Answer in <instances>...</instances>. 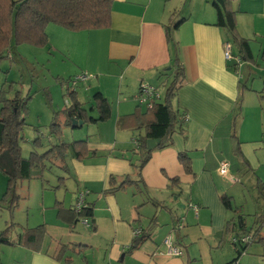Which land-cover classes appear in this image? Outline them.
<instances>
[{"label":"crops","instance_id":"0c3cea01","mask_svg":"<svg viewBox=\"0 0 264 264\" xmlns=\"http://www.w3.org/2000/svg\"><path fill=\"white\" fill-rule=\"evenodd\" d=\"M170 1L113 0L107 28L71 32L54 24L46 27L48 54L66 52L78 70L95 75L79 86L110 96L113 120L101 127L107 129L106 137L97 126V138L86 139L95 155L70 160L66 177L73 180V201L54 199L50 207L55 219L51 224L43 221L47 232L42 248L6 245L0 264H226L236 256L226 232L233 212L223 206L220 196L229 195L250 226L264 217V204L249 209L236 196L247 184L246 177L263 190L259 194L264 193V0H227L235 13L237 34L249 42L250 57L241 60L238 55L242 53L227 29L214 24L211 0H199L204 5L180 17L184 20L172 37L186 80L173 97L172 107L179 116L186 115V119L179 117L182 130L172 134L168 145L153 147L139 171L137 160L128 152L132 130L152 120V113L135 98L139 84L157 86L172 75L175 54L165 29L180 18L176 19L177 8ZM226 42L234 56L231 60L224 58ZM132 113L140 116L138 120L129 116ZM144 132L140 129L139 135ZM136 138L132 151L139 155ZM237 141L239 154L235 153ZM178 152L190 157L191 173L179 162ZM223 159L230 163L225 175L218 171ZM110 176L117 182L125 176L139 182L130 183L131 195L120 190L103 193ZM173 177L179 179L177 186L169 185ZM83 189L88 190L85 201L93 207V218L89 224L79 220L71 228L66 217L57 215V202L71 208ZM189 203L197 206V213ZM153 214L156 225L149 238L130 250L132 229L147 228ZM179 217L182 228L176 234L182 255L172 256L164 253L163 240L168 234L176 238L172 229ZM61 245L87 247L81 253L67 249L57 259ZM5 252L6 258L2 257ZM239 262L264 264V243H253Z\"/></svg>","mask_w":264,"mask_h":264},{"label":"trees","instance_id":"16d2710c","mask_svg":"<svg viewBox=\"0 0 264 264\" xmlns=\"http://www.w3.org/2000/svg\"><path fill=\"white\" fill-rule=\"evenodd\" d=\"M113 0H0V62L6 58L14 60L17 46L23 43L31 44L35 47H45L48 44V35L46 27L54 24L71 32L102 29L110 26L111 11ZM211 5L216 13L214 24L227 29L231 40L242 53L241 57H250L249 42L240 37L236 32L234 11L230 10L227 0H224L225 9H223L216 0H211ZM184 20L180 18L172 25L166 26V41L170 44L174 52V62L172 78L165 88L164 97L161 100L147 108L152 113V120L136 126L134 129L144 128L145 132L136 138L135 149L139 153L140 161L137 170H141L148 161L152 149H148L146 140L148 138L158 139L157 147L168 145L172 140V134L177 130H182V116L178 110L173 109L172 99L177 90L186 80L185 71L178 57V46L173 40L172 31ZM72 77V76H71ZM63 80L66 88L65 92L69 96L68 104L60 110L53 111L52 120L48 126L50 136L55 138L56 142L47 149L40 150L44 144L39 135L32 141V150L29 155L24 157L21 152V141L23 140V129L28 125L26 117L28 114V102L31 99L30 93L22 95L20 91L14 93L9 98L8 92L11 84L3 83L0 87V171L7 177V186L4 195L11 194L8 207L12 209L16 206L18 196L15 194V183L17 179H31L43 177L44 170L48 167L47 162L52 165L53 161H59V168L66 173H70V160H82L88 155H95V150L88 148L86 139L73 140L70 142L61 139L62 126L70 128H79L85 123H97L110 117L111 106L108 99L100 92L96 91L91 96L90 110L97 112L96 116L90 115L88 109L79 101L76 90L67 86L68 80ZM85 84V83H82ZM79 86V85H78ZM63 116V123L60 117ZM135 120L140 116L136 113L131 115ZM82 120L80 126L77 122L73 124L72 120ZM38 132V128L33 126ZM235 153L239 154V142L237 141ZM178 160L186 172L192 171L191 159L185 152H178ZM228 161V160H227ZM229 162V161H228ZM230 171V163L229 170ZM62 177H59L61 180ZM142 181V180H141ZM139 182V179L133 180L125 176L117 182L113 176L108 180V187L103 193H112L125 188L127 184ZM179 179L173 177L169 179V185H178ZM138 185V183H136ZM84 190V189H83ZM76 200V199H75ZM223 206L233 212L232 218L226 224V232L230 237V242L235 248L236 256L226 264H235L239 258L253 243H264V217L255 219L252 225L246 223L245 215L240 207H233L232 198L229 195L220 196ZM57 215L66 217L71 228L82 219L93 218V207L86 203L80 209L73 207L64 208L57 202ZM75 204V203H74ZM57 205V204H56ZM156 205V203H155ZM193 204H188L192 206ZM195 212V211H194ZM180 218V217H179ZM176 219L172 231L176 234L178 228L176 224L182 218ZM16 223L10 222L0 230V244L5 245H25L36 251L42 248L43 240L46 236V224L40 223L34 227L22 226L19 232L13 235V229ZM156 225V214H153L148 227L141 229L138 236H133L129 249L138 247L145 239L149 238L150 231ZM173 236V234H171ZM249 236V239L242 240V237ZM174 239V237H173ZM176 239V240H175ZM173 241L179 245L178 235ZM180 246V245H179ZM84 245H61L55 258H61L63 252L71 249L76 253H81L86 249ZM181 247V246H180Z\"/></svg>","mask_w":264,"mask_h":264},{"label":"rangeland","instance_id":"374dc122","mask_svg":"<svg viewBox=\"0 0 264 264\" xmlns=\"http://www.w3.org/2000/svg\"><path fill=\"white\" fill-rule=\"evenodd\" d=\"M169 3L174 4L173 7L177 8L175 12L176 19L186 15L185 12L196 8L198 4L204 5L199 0H172ZM48 53L46 47H35L31 44L23 43L17 46L14 60L11 61V59L6 58L0 62V87L3 83L6 85L11 84L8 97L11 98L17 91H20L22 95L30 93L29 95L31 96L26 117L28 125L23 129V140L21 141V152L24 157L29 155L32 149L31 141L37 135L41 137L42 143L45 144L40 148L42 150L56 142L55 138L50 136L48 126L52 120L53 111L63 109L69 102V96L65 92L66 85L63 80L67 79L69 74L76 75L81 71L80 69L78 70V65L70 59L66 52H62V55L58 52ZM171 78L172 75L168 74L157 85L162 98ZM76 88L78 98L83 102L84 107L89 110L88 113L96 116L97 112L90 110L91 96L95 90L83 91V85L76 86ZM108 93L111 95L110 89ZM107 99L111 106L112 98L109 96ZM60 120L63 123V116L60 117ZM109 120L112 122L111 116L104 121L85 123L81 127L74 129L62 126L61 139L67 142L77 138L95 140L98 136L97 126H99L100 131L106 137L105 132L107 129L101 127L106 126L105 124H108ZM33 126L38 128V132L33 129ZM132 134L127 139L130 145L128 152L139 163V155L132 151L133 138L139 137V130L133 129ZM53 162L55 163L53 165L47 162L48 167L44 170L42 179L16 180L15 194L18 196V201L12 209L8 207L11 194L9 193L3 197L7 186V177L0 171V230L10 222L16 223L13 235L15 232H19L22 226L33 227L43 223V221L51 224L55 219L54 208L50 207L54 199L65 198L66 203H68V200L73 201V180L67 178L66 172L59 168V161ZM59 177H62V179L59 180ZM246 179H249L247 184H243L244 186H242L243 188H241L240 192L236 193L237 201L240 198L249 209L260 203L264 204V193L259 194L263 190L255 187L252 177H246ZM126 188L120 190V194H124L122 192L126 191L125 194L131 195L134 187L129 184ZM257 195H259L258 200L256 198ZM248 220H250V216H248ZM5 247V244H0V254L1 249ZM2 257H8V253L5 252Z\"/></svg>","mask_w":264,"mask_h":264},{"label":"built area","instance_id":"2783aa9c","mask_svg":"<svg viewBox=\"0 0 264 264\" xmlns=\"http://www.w3.org/2000/svg\"><path fill=\"white\" fill-rule=\"evenodd\" d=\"M223 54H224V58L226 60H231L234 57L231 53V48H230L229 42L224 43ZM236 61L238 62L239 59L237 58ZM94 77H95V75L90 73V72L81 71L80 73L69 78L67 86L74 88V87L78 86L79 84L87 83L90 79H92ZM135 98L139 104H142L147 108H150L154 104V102L161 99V94H160V91L158 90L157 86L151 85L149 83L141 82L139 84L138 91H137ZM181 119H186V115L183 114L181 116ZM263 137H264V134H263ZM228 170H229V162L227 160H224V159L220 160L219 164H218L219 173L225 175L228 173ZM87 193H88V190H86V189L80 190L77 193L75 204H74V208L76 210H80L85 205V196ZM191 207L195 211V213H197V206L193 204ZM82 221L85 224H89L88 219L84 218V219H82ZM181 221L177 223L176 227L178 229L182 228V222ZM140 232H141L140 228H133L132 229V235L134 237L138 236L140 234ZM247 239H249V236L242 237V240H247ZM163 244H164V253H166L168 255H172V256L182 255L181 247L179 245H177L176 243H174L173 236L171 234H168L164 238ZM235 264H239V263L236 262Z\"/></svg>","mask_w":264,"mask_h":264},{"label":"water","instance_id":"95a60500","mask_svg":"<svg viewBox=\"0 0 264 264\" xmlns=\"http://www.w3.org/2000/svg\"><path fill=\"white\" fill-rule=\"evenodd\" d=\"M219 4H220V6L223 8V9H225V6H224V0H216ZM72 122H73V124L74 123H78L80 126L83 124V121L82 120H72ZM159 142V140L158 139H154V138H148L147 140H146V145H147V148L148 149H152L153 147H155L156 146V144Z\"/></svg>","mask_w":264,"mask_h":264}]
</instances>
